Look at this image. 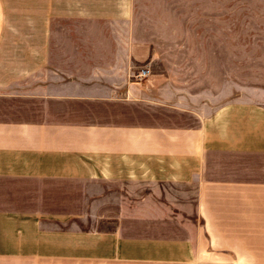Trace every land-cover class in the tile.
Segmentation results:
<instances>
[{"label":"crops","instance_id":"crops-1","mask_svg":"<svg viewBox=\"0 0 264 264\" xmlns=\"http://www.w3.org/2000/svg\"><path fill=\"white\" fill-rule=\"evenodd\" d=\"M133 13L0 0V264L264 263V99L145 92Z\"/></svg>","mask_w":264,"mask_h":264},{"label":"rangeland","instance_id":"rangeland-1","mask_svg":"<svg viewBox=\"0 0 264 264\" xmlns=\"http://www.w3.org/2000/svg\"><path fill=\"white\" fill-rule=\"evenodd\" d=\"M132 33L150 47L128 75L145 92L198 94L211 109L223 98L264 99V0H134ZM140 68L147 75L136 78Z\"/></svg>","mask_w":264,"mask_h":264},{"label":"built area","instance_id":"built-area-1","mask_svg":"<svg viewBox=\"0 0 264 264\" xmlns=\"http://www.w3.org/2000/svg\"><path fill=\"white\" fill-rule=\"evenodd\" d=\"M147 75V70L145 68H140L136 73H135V77L136 78H143Z\"/></svg>","mask_w":264,"mask_h":264}]
</instances>
